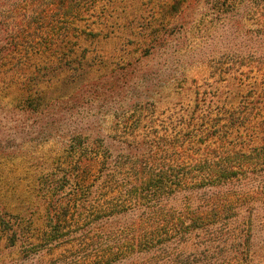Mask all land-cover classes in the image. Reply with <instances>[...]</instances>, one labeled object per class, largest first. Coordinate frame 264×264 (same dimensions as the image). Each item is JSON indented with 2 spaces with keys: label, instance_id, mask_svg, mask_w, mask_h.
<instances>
[{
  "label": "trees",
  "instance_id": "16d2710c",
  "mask_svg": "<svg viewBox=\"0 0 264 264\" xmlns=\"http://www.w3.org/2000/svg\"><path fill=\"white\" fill-rule=\"evenodd\" d=\"M97 1L25 2L20 11L9 10L8 21L22 18L14 22L12 41L33 37L39 51L49 50L68 39L84 6ZM202 3H210L226 22L216 45L226 50L228 61L215 73L236 80L229 84L235 87L230 96L217 89L197 92L187 103L158 115L155 96L143 93L154 88L147 78L148 63L158 56L153 47L137 60L109 69L67 100L46 107L36 88L19 89L10 100L13 107L0 110L4 131L17 132L20 125L30 130L21 120L35 117L36 129L47 137L55 127L66 126L58 111L80 108L90 94L102 99L105 115L103 121L84 120L70 134L56 167L40 182L37 217L20 216L16 223L2 219L0 238L11 248L24 246V257L48 254L57 264L247 263L255 222L251 213L240 210L245 209L247 186L264 187V14L255 35L246 33L245 21L252 7H264V0H182L174 9L185 4L189 11ZM76 30L92 38L100 33ZM15 47L18 42L12 48L0 41V55L10 57ZM32 54L26 49L24 55ZM21 61L8 77L25 71ZM140 78L146 86L136 82ZM209 233L210 240L214 234L215 240L234 248L233 261L199 248L191 249L200 251L199 258L186 255L185 240L198 236L201 241ZM77 234L80 240L72 241Z\"/></svg>",
  "mask_w": 264,
  "mask_h": 264
},
{
  "label": "rangeland",
  "instance_id": "374dc122",
  "mask_svg": "<svg viewBox=\"0 0 264 264\" xmlns=\"http://www.w3.org/2000/svg\"><path fill=\"white\" fill-rule=\"evenodd\" d=\"M31 1L0 0V41L12 48L18 42L15 53L10 57L0 55L4 60L3 67H0V110L13 107L9 103L19 89L31 92L36 88L41 92L39 97L46 107L67 100L88 82L103 77L109 69L135 61L152 51L153 47L158 56L148 63L151 75L147 78L154 88L143 93L155 96L158 115L187 103L197 92L213 93L218 90L220 95L230 96L235 88L234 84L233 88L229 84L236 80L215 73L228 61L226 50L220 44L216 45L226 22L217 16L210 3L192 5L188 11L185 4L180 10L174 9L175 3L182 0H98L94 6L92 3L84 6L83 12L74 20L72 34L65 42L58 40L55 45L49 46V50L39 51L33 37L12 41V36L16 34L13 31L14 22H20L21 17L13 23L8 21L9 10L20 11L25 2ZM256 8L252 7L247 12L245 21L246 33L250 30L254 35L258 33L257 24L263 21L264 14V7ZM17 15L22 13L17 12ZM77 28L88 34L99 30L100 33L92 38L77 32ZM161 41L164 44L158 46ZM26 49L33 56H25ZM21 50L25 51L23 55ZM20 58L23 64L26 63L25 71H20L16 77H8L16 69ZM136 82L144 85L141 78ZM34 97L37 99L38 96ZM101 100L90 94L83 99L84 104L80 108H62L58 112L66 126L55 127L48 137L36 129L39 124L35 117L21 120L25 127L32 126L30 130L21 125L17 132L0 128V228L3 227V220L16 223L20 216L32 218L36 214L34 218L37 217L42 195L40 182L47 172L56 167V156L66 147L75 128L83 126L84 120L92 117L101 121L105 119ZM12 105L20 111L19 104ZM103 127L107 133L105 123ZM246 190L245 209L240 213H251L255 222V241L246 264H264V187L260 189L254 183ZM230 230H234L233 226ZM210 234L202 235L201 241L198 236L185 240L183 250H187L186 255L195 260L200 257V251L210 250L213 252L211 256L233 261L234 248L215 240L214 234L210 240ZM71 240L78 242L79 234ZM193 248L200 251L193 253ZM24 251V246L11 248L5 239L0 238V264H57L56 257L48 254L24 257ZM65 254L68 255L67 250Z\"/></svg>",
  "mask_w": 264,
  "mask_h": 264
}]
</instances>
